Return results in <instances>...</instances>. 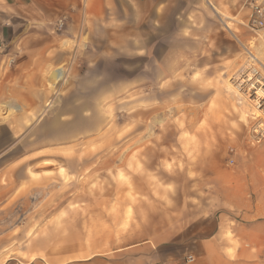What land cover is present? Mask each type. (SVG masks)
Listing matches in <instances>:
<instances>
[{
	"label": "rangeland",
	"instance_id": "1",
	"mask_svg": "<svg viewBox=\"0 0 264 264\" xmlns=\"http://www.w3.org/2000/svg\"><path fill=\"white\" fill-rule=\"evenodd\" d=\"M147 6L45 22L61 39L59 65L44 71L47 109L21 141L0 142V165L26 166L20 190L0 174L10 190L0 205V263L124 264L115 250L150 233L209 227L228 185L249 199L250 186L264 185L253 107L241 119L225 89L249 55L264 73V27L244 25L246 0L174 2L170 17ZM154 26L165 40L155 55ZM57 67L64 76L52 85ZM5 111L0 120L15 113Z\"/></svg>",
	"mask_w": 264,
	"mask_h": 264
},
{
	"label": "crops",
	"instance_id": "2",
	"mask_svg": "<svg viewBox=\"0 0 264 264\" xmlns=\"http://www.w3.org/2000/svg\"><path fill=\"white\" fill-rule=\"evenodd\" d=\"M213 1L219 4L222 0ZM142 2L0 0V105L6 111L15 110L13 115L0 120V142L2 139L21 141L27 130V122L30 120L32 125H38L42 112L47 109L44 106L46 93L42 91L47 79L44 71L50 66L59 65L58 45L61 40L45 24L47 20L59 14H83L87 17L85 21L101 20L104 15L119 17L137 13ZM174 2L185 5L189 0H147V5L152 8L150 13L157 14L160 11L155 7L162 6L163 17H170ZM159 30L158 26H154L150 35L153 55L155 47L162 45V53L165 47L164 36ZM26 113L30 114L28 120H25ZM4 132L8 138L1 137ZM3 149L6 147L0 150V157L5 154L2 153ZM261 152H264V147ZM11 163L1 164L0 174H12L13 183L16 182L13 190H20L21 183L26 181V166L23 165V168L21 163L16 166ZM5 189L0 182V205L4 204L5 195L10 191ZM249 189L253 192L250 199L244 195L246 189L234 183L228 185L216 205L215 213L209 218V227H192L188 233H168L166 229L162 233H150L145 239L116 249L115 258L125 256L124 264H264V185L259 188L250 186ZM194 217L199 220L203 215L196 214ZM189 257L192 259L189 260ZM85 258L89 256L79 260ZM94 259L98 263L103 260ZM71 260L57 264H71ZM7 263L3 261L0 264ZM115 264H118L117 259Z\"/></svg>",
	"mask_w": 264,
	"mask_h": 264
},
{
	"label": "built area",
	"instance_id": "3",
	"mask_svg": "<svg viewBox=\"0 0 264 264\" xmlns=\"http://www.w3.org/2000/svg\"><path fill=\"white\" fill-rule=\"evenodd\" d=\"M246 3L249 12L244 25L250 30L264 27V0H246ZM248 57L250 60L235 74L245 75L243 78H247V81L245 82L247 97L249 101H253L254 105L251 104L252 107L264 114V73L260 70L259 67L261 64L259 65L257 63L258 61L255 60V57L253 55H249ZM259 123L264 124V117L260 119L255 118V126L250 133L252 141L256 143H259L264 139V128L257 127ZM188 259L191 260L192 258L189 257Z\"/></svg>",
	"mask_w": 264,
	"mask_h": 264
},
{
	"label": "bare ground",
	"instance_id": "4",
	"mask_svg": "<svg viewBox=\"0 0 264 264\" xmlns=\"http://www.w3.org/2000/svg\"><path fill=\"white\" fill-rule=\"evenodd\" d=\"M246 48H248V47H246ZM242 65H241V67H242ZM63 74L64 73H63V70L61 68H57V70L56 69L53 70L51 72V74H50L51 78L53 79L51 84L53 85L57 81L61 80L63 78ZM233 77H234V83L231 81V79H230L231 77L230 78H226V82H225L226 83V86H225L226 88L225 89L228 92L232 93L231 94L232 97L236 98L234 100V106H233L234 108L233 109L235 111H237V112L239 111L238 113L240 114L241 119L245 120L246 117L248 116V111H249V108H250L249 103H251L252 105H254V103H253L252 100L249 101V99L247 97V91H245L246 90L245 82L247 81V78H243V77H245V75L243 76V75H236L235 74ZM263 96H264V91H263ZM253 110H252L253 113H251V114L255 118L260 119V118L264 117V114H262L260 111L256 110L254 107H253ZM257 127L264 128V124L263 123H261V124L259 123V125H257Z\"/></svg>",
	"mask_w": 264,
	"mask_h": 264
}]
</instances>
